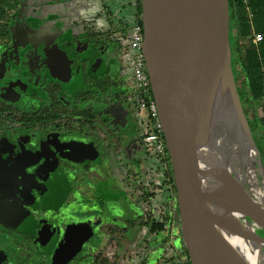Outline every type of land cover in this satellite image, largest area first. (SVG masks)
<instances>
[{
  "label": "flooded vegetation",
  "instance_id": "af4514ba",
  "mask_svg": "<svg viewBox=\"0 0 264 264\" xmlns=\"http://www.w3.org/2000/svg\"><path fill=\"white\" fill-rule=\"evenodd\" d=\"M53 3L27 17V0H0V264H119L122 245L141 228L151 234L142 239L147 255L162 254L175 247L180 217L171 162L145 143L150 128L132 79V24L113 38L111 26L125 22L108 12L105 24L90 21L67 41L53 40L59 31L50 22L47 42L25 43L24 31L40 29V16L53 20L43 9ZM141 148L166 166L175 197L173 222L158 233L150 217L160 221L166 212L152 208L149 173L140 174L143 161L151 163ZM256 185H264L260 170ZM69 242L75 245L66 251Z\"/></svg>",
  "mask_w": 264,
  "mask_h": 264
},
{
  "label": "water",
  "instance_id": "95a60500",
  "mask_svg": "<svg viewBox=\"0 0 264 264\" xmlns=\"http://www.w3.org/2000/svg\"><path fill=\"white\" fill-rule=\"evenodd\" d=\"M141 2L146 69L176 188L177 245L190 264H248L229 236H241L240 199L264 163L233 71L230 2Z\"/></svg>",
  "mask_w": 264,
  "mask_h": 264
},
{
  "label": "rangeland",
  "instance_id": "374dc122",
  "mask_svg": "<svg viewBox=\"0 0 264 264\" xmlns=\"http://www.w3.org/2000/svg\"><path fill=\"white\" fill-rule=\"evenodd\" d=\"M28 1V9L26 10L27 17L28 15L31 17H34V14L32 13L34 8L38 7V4L40 5V9L47 4H51L50 7H44L43 9H48L46 13H50L53 15V20L49 16H40L42 19V25L41 28L31 32V31H24L25 32V43H43L47 41H43L44 38L47 37L46 34H48V30L50 31L51 29L49 27V23L52 22L53 25L56 24V28L59 31L58 35L53 36L54 38L57 37H65L66 40H69L70 38H80V35L84 34L85 31V25H88L90 21H93V23H97V25H101L102 23L105 24L107 15L105 13L110 14L111 21L119 20L122 19L124 22H128L129 24L131 23L132 26L134 25L135 21V14H136V8L135 5L131 4V2H134L136 0H27ZM134 6V7H133ZM43 11V10H42ZM46 11V10H44ZM112 14V15H111ZM97 15V20L95 19V16ZM49 17V18H48ZM86 22V23H85ZM57 24L59 26H57ZM85 24V25H84ZM26 26L25 24H23ZM21 26V28L23 27ZM51 25V24H50ZM76 25V26H75ZM75 26V27H74ZM66 27V28H65ZM67 27L70 29L68 30ZM74 27V29L72 28ZM233 28L231 24V19H230V30ZM48 29V30H47ZM45 30V31H44ZM33 33V34H32ZM38 33V34H36ZM44 33V34H43ZM42 35V36H41ZM49 35V34H48ZM52 38V37H51ZM85 39V38H82ZM231 39V35H230ZM48 41V42H53ZM232 59H234V54L232 55ZM161 64V63H160ZM162 65V64H161ZM245 108L248 110V105L247 103L244 104ZM123 111H126L125 105L123 103ZM100 111V110H98ZM104 115V112H102ZM250 122L253 124V119ZM128 123V122H127ZM130 123V122H129ZM254 126V125H253ZM257 143L259 147L264 151V141L260 139L259 137L256 138ZM136 146L138 145L137 143L135 144ZM129 150L124 149V154L126 156H129ZM138 154L141 156H145V158H148L149 163H153L155 160H153L152 156L143 148L137 150ZM147 160L143 161V164H141L140 167V174L143 175L147 171L146 164ZM159 165V162L156 161V166ZM153 167V166H149ZM136 166H133V169H135ZM157 168H155L156 171ZM261 172L264 174V169H260ZM161 173L156 174H151L153 182L157 183L158 180L161 179L164 181L165 177ZM147 178L151 179L150 176ZM148 180V179H147ZM138 183V182H137ZM140 184V182L138 183ZM163 194V193H162ZM160 202H164L166 200V194H163L162 197L158 199ZM157 200V201H158ZM156 201V203H157ZM158 205V204H157ZM142 207V206H141ZM139 234L140 236L134 241V242H124L122 245V252L119 258V264H165L166 262H170L169 260L172 259L173 255L172 253H180V250H177L174 245L169 246L168 249L163 250L162 254L160 253L159 256L156 258H153L152 256H148L147 254H151L152 250L148 253L146 251L148 241H142L144 237H148L151 234H149L147 228H141L139 229ZM176 231L178 234H181L180 226L176 227ZM125 236L127 237V234L125 232ZM176 244V243H175ZM180 245V244H179ZM179 247V246H178ZM136 248V249H135ZM171 248V250H170ZM181 248V247H179ZM179 255V254H178ZM176 257V254L174 255ZM178 260L175 262H172L170 264H177Z\"/></svg>",
  "mask_w": 264,
  "mask_h": 264
},
{
  "label": "trees",
  "instance_id": "16d2710c",
  "mask_svg": "<svg viewBox=\"0 0 264 264\" xmlns=\"http://www.w3.org/2000/svg\"><path fill=\"white\" fill-rule=\"evenodd\" d=\"M229 2L231 9L230 19L233 26L230 30L231 45L234 54L232 66L238 85V91L242 98L243 105L247 103L248 111L251 113L250 116L253 119V124L251 123L250 125L253 132L258 133L257 137L264 141V117L260 119L255 113L264 95V0H229ZM134 22L143 25L141 0H136ZM121 23V26L119 24L111 26L113 38H123L128 34L130 24L128 22L124 24ZM258 36L262 37V41L255 44L254 40ZM104 84V91L111 88V81L109 78ZM246 113L248 112L246 111ZM149 134L150 130L146 132V135ZM260 151L264 163V151L261 148ZM177 217L179 219L178 212ZM152 219L153 218L150 217L152 221L151 231L153 233L163 231L166 226L171 225L173 222V216L169 212L163 215L160 221ZM166 248L168 249V246ZM157 256L159 255L154 254L153 258ZM177 260V264H181V258L177 255L174 257L173 255L172 259L169 260L170 262H166L165 264H170ZM186 264H190V262L188 261Z\"/></svg>",
  "mask_w": 264,
  "mask_h": 264
},
{
  "label": "built area",
  "instance_id": "2783aa9c",
  "mask_svg": "<svg viewBox=\"0 0 264 264\" xmlns=\"http://www.w3.org/2000/svg\"><path fill=\"white\" fill-rule=\"evenodd\" d=\"M262 41V37L255 38L254 43ZM130 53V65L132 67V79L138 91L139 109L146 112L149 119L150 134L145 138L148 148L161 160L169 162V154L166 147L163 125L157 102L152 94L151 81L146 69V60L144 54V29L143 25L136 24L132 26L131 36L128 40ZM264 73V71H263ZM258 118L264 117V95L260 105L255 110ZM181 258V264H186L188 258L183 255H177Z\"/></svg>",
  "mask_w": 264,
  "mask_h": 264
},
{
  "label": "bare ground",
  "instance_id": "6f19581e",
  "mask_svg": "<svg viewBox=\"0 0 264 264\" xmlns=\"http://www.w3.org/2000/svg\"><path fill=\"white\" fill-rule=\"evenodd\" d=\"M240 205L244 214L241 236H229L230 241L248 264H264V185L248 187Z\"/></svg>",
  "mask_w": 264,
  "mask_h": 264
},
{
  "label": "crops",
  "instance_id": "0c3cea01",
  "mask_svg": "<svg viewBox=\"0 0 264 264\" xmlns=\"http://www.w3.org/2000/svg\"><path fill=\"white\" fill-rule=\"evenodd\" d=\"M131 4L132 5L133 4L135 5L136 4V1H135V3L134 2H131ZM135 8H136V5H135ZM149 166H153V167H150L149 168ZM165 167H162L161 165L156 166V162L154 161V163H151V165L148 164V167L146 168L147 171H148V173H149V176L151 177V179H150L151 181H148L149 186H150V189L153 190V191H155L154 192V198H153V201H152L153 202V207L152 208H154V210L156 211L157 215L160 212H163V213L166 212L167 213V212H170V211L171 212H175L176 211V202H175V197H174L173 190L169 186L167 187V185L170 183V174L167 171V168H165ZM155 168H157L156 171H155ZM159 172H162L164 174L165 179L168 181V182L166 181L167 184L164 186V187H167L165 189L162 188L161 186H159V184L162 183V181H163L162 179H161V182H160V180H158L157 181V184H155V182H153V179H152L151 174H154V175L156 174V176H157L158 175L157 173H159ZM163 183H165V181ZM162 193L163 194H166V200L164 202H160L158 200L160 197L163 196ZM156 201H157V203H156ZM175 231H176V229H175ZM173 240H174V244L176 243L175 244L176 249L177 250H180L179 251L180 253H176V255H178V254L179 255H182V253H183L182 251L183 250L181 248H179L178 245H177L176 235H174V239ZM174 255H175V253H174Z\"/></svg>",
  "mask_w": 264,
  "mask_h": 264
}]
</instances>
